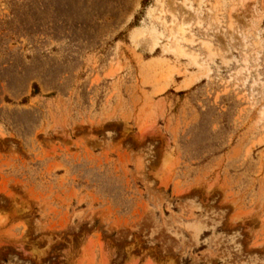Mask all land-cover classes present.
I'll return each mask as SVG.
<instances>
[{
  "label": "rangeland",
  "instance_id": "rangeland-1",
  "mask_svg": "<svg viewBox=\"0 0 264 264\" xmlns=\"http://www.w3.org/2000/svg\"><path fill=\"white\" fill-rule=\"evenodd\" d=\"M0 264H264V0H0Z\"/></svg>",
  "mask_w": 264,
  "mask_h": 264
},
{
  "label": "bare ground",
  "instance_id": "bare-ground-1",
  "mask_svg": "<svg viewBox=\"0 0 264 264\" xmlns=\"http://www.w3.org/2000/svg\"><path fill=\"white\" fill-rule=\"evenodd\" d=\"M196 13H197V12H196ZM178 33H179V32H177V34H176V38H175V40H176V41H179V42L182 41V40H183V41H186V40H185V35H183L184 33L182 32V33H183L182 36H181V39H182V40H181V39H178V37H179V36H178ZM180 33H181V32H180ZM179 35H180V34H179ZM177 36H178V37H177ZM174 37H175V36H174ZM182 49H183V48H182ZM185 51H186V50H185ZM254 82H255V81H254ZM164 156H165V155H164ZM166 157H167V156H166Z\"/></svg>",
  "mask_w": 264,
  "mask_h": 264
},
{
  "label": "trees",
  "instance_id": "trees-1",
  "mask_svg": "<svg viewBox=\"0 0 264 264\" xmlns=\"http://www.w3.org/2000/svg\"><path fill=\"white\" fill-rule=\"evenodd\" d=\"M35 89L37 90V87H35Z\"/></svg>",
  "mask_w": 264,
  "mask_h": 264
}]
</instances>
